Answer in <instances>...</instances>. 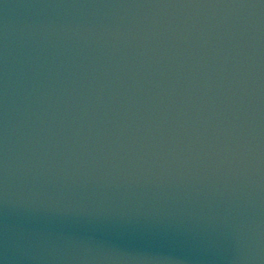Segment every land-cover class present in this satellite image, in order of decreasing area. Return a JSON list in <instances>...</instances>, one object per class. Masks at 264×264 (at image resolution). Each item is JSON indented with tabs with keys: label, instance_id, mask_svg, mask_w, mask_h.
Wrapping results in <instances>:
<instances>
[{
	"label": "water",
	"instance_id": "obj_1",
	"mask_svg": "<svg viewBox=\"0 0 264 264\" xmlns=\"http://www.w3.org/2000/svg\"><path fill=\"white\" fill-rule=\"evenodd\" d=\"M0 264H264V0H0Z\"/></svg>",
	"mask_w": 264,
	"mask_h": 264
}]
</instances>
